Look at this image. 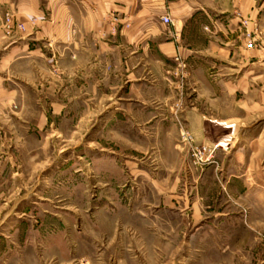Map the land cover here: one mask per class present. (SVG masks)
I'll return each mask as SVG.
<instances>
[{
	"label": "crops",
	"instance_id": "obj_1",
	"mask_svg": "<svg viewBox=\"0 0 264 264\" xmlns=\"http://www.w3.org/2000/svg\"><path fill=\"white\" fill-rule=\"evenodd\" d=\"M236 13L263 44L264 0H0V117L34 107L39 133L127 144L113 161L82 168L107 174V183H120L124 171L123 197L144 209L193 226L254 213L264 220V153L241 139L229 123L237 119L217 112L218 62L248 64ZM5 14L22 30L5 28ZM182 130L196 145L232 140L192 166L189 146L177 143Z\"/></svg>",
	"mask_w": 264,
	"mask_h": 264
},
{
	"label": "rangeland",
	"instance_id": "obj_2",
	"mask_svg": "<svg viewBox=\"0 0 264 264\" xmlns=\"http://www.w3.org/2000/svg\"><path fill=\"white\" fill-rule=\"evenodd\" d=\"M260 36L256 29L255 49L244 45L249 52L246 67L223 69V62H218L222 72L216 77V96L223 102L217 112L237 119L229 123L241 130V139L253 141L264 153V43ZM226 80L231 93L224 89ZM212 94L202 92L201 99ZM37 114L34 107H12L0 117V264L262 261L264 220L260 215L203 220L193 226L175 213L144 209L141 199L123 197L128 189L124 171L120 183H107V174L97 179L82 168L86 161L92 165L97 159L113 161L114 153L128 149L127 144L91 133L83 139L79 133L70 138L62 130L58 136L39 133L34 126ZM223 139L232 140L230 136ZM177 143L181 144L178 138ZM187 145L190 165H200L192 160L190 148L203 144H194L192 136Z\"/></svg>",
	"mask_w": 264,
	"mask_h": 264
},
{
	"label": "built area",
	"instance_id": "obj_3",
	"mask_svg": "<svg viewBox=\"0 0 264 264\" xmlns=\"http://www.w3.org/2000/svg\"><path fill=\"white\" fill-rule=\"evenodd\" d=\"M235 17L238 19L239 24L244 28L243 40H244L245 48L248 50L255 49L257 47L256 42H255V34H256L255 27H253L251 30H248L246 29V26L249 23V21L247 19L242 18L239 13H236ZM159 20L163 25L171 24V21L169 20L167 16H161ZM3 21H4L5 28H9L12 25H14L17 29L22 30V26L19 23L13 22L12 16L9 14L4 15ZM178 139H179V142L184 145L190 144L192 142V136L183 131L179 132ZM221 140H227L225 142L227 143L229 139H221ZM218 141L213 143L211 147L206 146V145H199V146L191 147L190 156L192 157V160L195 163H203L208 160V157L212 154L211 152H213L215 149H220V150L225 149L226 146H223V147L220 146ZM208 150H210V152Z\"/></svg>",
	"mask_w": 264,
	"mask_h": 264
},
{
	"label": "bare ground",
	"instance_id": "obj_4",
	"mask_svg": "<svg viewBox=\"0 0 264 264\" xmlns=\"http://www.w3.org/2000/svg\"><path fill=\"white\" fill-rule=\"evenodd\" d=\"M219 145L222 146V147H223V146H226V147H227L228 143H225V142L222 140V141L219 142Z\"/></svg>",
	"mask_w": 264,
	"mask_h": 264
}]
</instances>
